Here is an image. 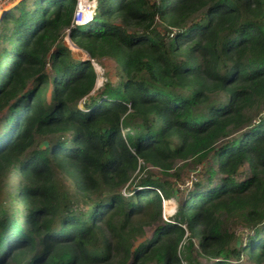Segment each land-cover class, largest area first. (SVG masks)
I'll return each mask as SVG.
<instances>
[{
	"label": "trees",
	"instance_id": "obj_1",
	"mask_svg": "<svg viewBox=\"0 0 264 264\" xmlns=\"http://www.w3.org/2000/svg\"><path fill=\"white\" fill-rule=\"evenodd\" d=\"M78 2L0 21V264H264V0H97L76 25ZM188 161L166 221L150 167Z\"/></svg>",
	"mask_w": 264,
	"mask_h": 264
},
{
	"label": "rangeland",
	"instance_id": "obj_2",
	"mask_svg": "<svg viewBox=\"0 0 264 264\" xmlns=\"http://www.w3.org/2000/svg\"><path fill=\"white\" fill-rule=\"evenodd\" d=\"M21 0H0V21L2 17L10 11L14 6H16ZM80 1V0H79ZM80 3L78 2V8L76 13V25H84L88 23L93 16V13L97 7V0H85V6L80 8ZM64 43L69 47L73 53V58L76 60L86 61L88 56L84 51L77 48L73 41L71 40L70 33L65 35ZM71 41V42H70ZM74 47V48H73ZM77 48V49H76ZM94 67L96 68V73H98V83L96 86V93L102 88L103 84L108 82L117 81V67L116 63L111 59L94 60L92 61ZM205 166H197L191 161L188 162H178L175 165L174 170L171 171L169 175L163 174L158 168H151L150 171L153 172L156 178H159L163 182H167L173 188L175 196L165 202V218L164 220H170L174 216L178 205L184 200L187 192L192 188V185L196 182L204 179ZM231 223H227L230 225ZM234 227V226H233ZM237 237L239 239V244H244L246 241L247 231H244L241 227L234 228ZM154 228L147 229L145 238L150 239L153 236ZM139 240L136 244L140 243ZM196 257V256H195ZM201 264H208L206 259L196 258ZM246 260V259H245ZM244 260V262H245ZM197 264V263H194Z\"/></svg>",
	"mask_w": 264,
	"mask_h": 264
},
{
	"label": "bare ground",
	"instance_id": "obj_3",
	"mask_svg": "<svg viewBox=\"0 0 264 264\" xmlns=\"http://www.w3.org/2000/svg\"><path fill=\"white\" fill-rule=\"evenodd\" d=\"M79 3H80V8H82V7H84L85 6V0H80L79 1ZM71 42V41H70ZM74 48V47H73ZM77 49V48H76Z\"/></svg>",
	"mask_w": 264,
	"mask_h": 264
},
{
	"label": "built area",
	"instance_id": "obj_4",
	"mask_svg": "<svg viewBox=\"0 0 264 264\" xmlns=\"http://www.w3.org/2000/svg\"><path fill=\"white\" fill-rule=\"evenodd\" d=\"M96 69V68H95ZM97 72V71H96ZM97 75H98V73H97ZM97 83H98V81H97Z\"/></svg>",
	"mask_w": 264,
	"mask_h": 264
}]
</instances>
